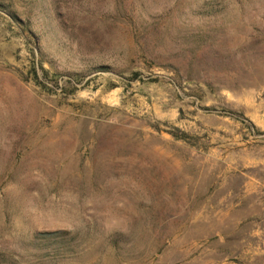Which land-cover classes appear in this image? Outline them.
Masks as SVG:
<instances>
[{
	"label": "rangeland",
	"instance_id": "rangeland-1",
	"mask_svg": "<svg viewBox=\"0 0 264 264\" xmlns=\"http://www.w3.org/2000/svg\"><path fill=\"white\" fill-rule=\"evenodd\" d=\"M0 264H264V0H0Z\"/></svg>",
	"mask_w": 264,
	"mask_h": 264
},
{
	"label": "trees",
	"instance_id": "trees-1",
	"mask_svg": "<svg viewBox=\"0 0 264 264\" xmlns=\"http://www.w3.org/2000/svg\"><path fill=\"white\" fill-rule=\"evenodd\" d=\"M39 68H40V70L42 72V76L44 77L46 71L42 68L41 65H39ZM32 72H33V77H34L35 83L38 84V85H41V80H40V77H39V75L37 73V66H36L35 63H33V65H32ZM173 136H175L176 138H182V137H180V136H178V135H176L174 133H173Z\"/></svg>",
	"mask_w": 264,
	"mask_h": 264
}]
</instances>
